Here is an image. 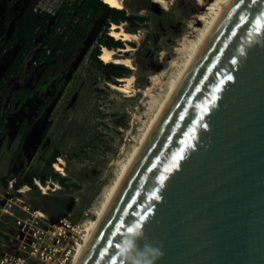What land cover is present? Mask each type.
Returning <instances> with one entry per match:
<instances>
[{
  "label": "water",
  "instance_id": "obj_1",
  "mask_svg": "<svg viewBox=\"0 0 264 264\" xmlns=\"http://www.w3.org/2000/svg\"><path fill=\"white\" fill-rule=\"evenodd\" d=\"M137 229L157 264H264V0L231 1L77 264H124Z\"/></svg>",
  "mask_w": 264,
  "mask_h": 264
},
{
  "label": "rangeland",
  "instance_id": "obj_2",
  "mask_svg": "<svg viewBox=\"0 0 264 264\" xmlns=\"http://www.w3.org/2000/svg\"><path fill=\"white\" fill-rule=\"evenodd\" d=\"M78 1L81 0H40L38 4L58 16L64 4ZM26 3L27 0H22L20 12L16 15L13 4L0 3V15L4 16L0 51L8 43ZM205 7L199 0H168V9L153 0H124L123 8L127 13L147 17L144 23L125 26L128 31L141 35L140 41L130 42L134 49L125 53L132 58L135 68L127 67L129 75H135L137 95L132 97L113 89L111 82L92 62L90 53L99 43L108 14L105 11L101 17L92 18L89 34L81 36L79 46L65 54L66 80L56 98L48 101L47 125L28 151L30 160H27L22 146L29 126L23 124L14 130H3L2 127L6 110L13 103L8 97L9 92L13 88L21 92L19 83L32 79L41 83L56 71L46 64L37 71L35 79L28 72L43 45L41 38L36 39L20 69L10 78L4 75L21 43L0 54V81L6 85L0 90V177H18L31 171L48 175L43 184L51 186L48 193H44L36 181L42 182L36 179V187L29 186L25 192L15 187H0V230L9 229L7 223L12 219L1 209L11 198L43 211L53 221L68 218L72 224L82 228L84 223L96 217L95 211L103 201L104 189L115 180L120 162L137 144L143 122L148 120L144 104L150 99L146 93L153 86L152 75H161L165 69L169 70L173 61L179 60L178 49L183 46V38L193 31L194 18L204 12ZM111 28L112 25L109 32ZM122 43L125 47V42ZM122 82L118 80L119 84ZM57 151L60 153L57 161L60 157L65 161V172L55 170L54 164L48 165L47 160ZM62 177L67 178L65 185L58 182ZM83 233L79 236L82 237Z\"/></svg>",
  "mask_w": 264,
  "mask_h": 264
},
{
  "label": "bare ground",
  "instance_id": "obj_3",
  "mask_svg": "<svg viewBox=\"0 0 264 264\" xmlns=\"http://www.w3.org/2000/svg\"><path fill=\"white\" fill-rule=\"evenodd\" d=\"M153 1L163 6V8L168 9V0ZM231 1L232 0H209L208 2H205L204 0H199L200 4L206 6L205 11L195 16L193 25H191L193 31L183 38V46L178 49V52L182 57L180 56L179 60L177 59L171 63L169 68V70L172 69L171 72H169L168 69H165L162 71L161 75H152L151 81L153 86L147 89L148 91L146 93V96L149 95L150 99L144 104L146 111L144 114L148 115V120L143 122V128L140 130L141 132L137 144L127 157L122 159L123 161L120 162L121 164L119 163L120 167L115 180L110 186L108 185V188L106 187V189H104L103 201L100 202V207L98 206L99 208H96L97 210L95 211L96 217L84 223L82 240L77 244L76 252L71 264H77L119 186ZM104 2L111 7L119 9L124 7V0H104ZM127 24V22H123L122 24L113 23L110 35L117 40L124 41L126 46L124 48L112 49L103 47L100 58L105 63L114 62L126 67L134 68L132 58L126 56L125 53L134 49L130 42L140 41L141 35L139 33L128 31L125 28ZM121 80H123L122 84L110 83L111 87L115 90L126 93V96L129 97L137 95L136 89L134 88V74L125 76L121 78ZM32 137L34 136L32 135L31 138ZM30 140L28 141V148L32 145ZM64 164V159L60 157L59 161L54 163L55 170L65 172L63 167ZM37 183L40 185L44 193H48V190L51 189L49 184L45 185L38 181ZM59 187L60 185L58 184L57 188ZM27 190H29V185H26L21 189L22 192Z\"/></svg>",
  "mask_w": 264,
  "mask_h": 264
},
{
  "label": "trees",
  "instance_id": "obj_4",
  "mask_svg": "<svg viewBox=\"0 0 264 264\" xmlns=\"http://www.w3.org/2000/svg\"><path fill=\"white\" fill-rule=\"evenodd\" d=\"M39 1L28 0L23 13L13 27L10 40L5 48L11 49L18 43H21V47L8 66L4 77L9 78L18 72L24 62L25 55L34 47L37 38L42 39L43 45L36 58L43 59L47 54L44 45H50L54 49L49 59L50 66L61 70L64 66L65 54L73 52L79 46L81 36L89 34V22L91 19L101 17L105 11L108 15L105 19L104 27L101 30L99 43L91 50L90 58L111 83H118L119 79L129 75V69L122 64L114 62L104 63L100 58L101 48H124L122 41L114 39L113 36L109 35V28L113 23L122 24L123 22H127L131 25H136L138 23H144L147 17L127 13L124 8L111 7L104 0H81L75 3H66L59 9V15L54 16L49 11L40 12L35 10ZM89 13L92 17L86 19ZM82 15L83 20L76 22L77 17ZM85 19L86 21H84ZM59 49H62L63 52L59 53ZM5 86L4 81H0V90L4 89ZM59 154V151H57L47 160L50 167L57 162V158L60 156ZM47 178L48 175L29 171L18 177L5 175L0 177V181L4 186H8L10 180H15L14 186L19 189L24 185L36 187L35 179H39L42 183H45ZM66 180V177H62L58 182L65 185Z\"/></svg>",
  "mask_w": 264,
  "mask_h": 264
},
{
  "label": "built area",
  "instance_id": "obj_5",
  "mask_svg": "<svg viewBox=\"0 0 264 264\" xmlns=\"http://www.w3.org/2000/svg\"><path fill=\"white\" fill-rule=\"evenodd\" d=\"M35 10L48 11L40 4L36 5ZM90 17L89 13L86 19ZM81 20L83 15L75 21ZM44 47L47 54L43 59H34L32 64L36 67L49 60L54 51L50 45ZM58 52L62 53L63 50L59 49ZM14 181H9V189H14ZM3 186L0 181V187ZM1 210L12 220L7 223L9 229L0 230V264L72 263L77 244L82 240L79 236L83 232L81 225L72 224L68 218L53 221L43 211L32 209L14 198L7 199Z\"/></svg>",
  "mask_w": 264,
  "mask_h": 264
},
{
  "label": "flooded vegetation",
  "instance_id": "obj_6",
  "mask_svg": "<svg viewBox=\"0 0 264 264\" xmlns=\"http://www.w3.org/2000/svg\"><path fill=\"white\" fill-rule=\"evenodd\" d=\"M2 2L13 4L14 15L20 12L19 5L22 3V0H0V3ZM3 24H4V16L0 15V40L2 38ZM6 45H3L1 47L2 49L0 51V54H2L4 50H8L7 48H5ZM46 64L50 65L49 60L45 61L42 65H39L38 67L31 64V66L28 69V72L31 73L33 78L35 79L37 78V71L43 68ZM51 69H55V68L51 67ZM55 71L56 72L53 75L48 76L41 83H38L33 79L30 80L29 82L19 83L18 88H22L21 92L16 91L15 88L10 90L8 97L12 98L13 103H10L9 109L6 110V113L4 115V119L2 122L3 130H6L8 128L10 130H14L15 128H19L20 126L25 124L26 126H29V129H28V133H29L32 128L39 130L42 127L47 125L48 117L46 115V110L48 109L50 105L48 101L51 102L56 98L63 83L66 80L65 65L63 66L61 70L55 69ZM47 85H48V88H46ZM19 109H20L19 114H15ZM7 116L9 117L8 121H7ZM19 120H22V121L19 122ZM27 154H28V150H27Z\"/></svg>",
  "mask_w": 264,
  "mask_h": 264
},
{
  "label": "clouds",
  "instance_id": "obj_7",
  "mask_svg": "<svg viewBox=\"0 0 264 264\" xmlns=\"http://www.w3.org/2000/svg\"><path fill=\"white\" fill-rule=\"evenodd\" d=\"M144 233L140 230H134L133 238L125 240L120 246L121 256L124 258V264H157L163 257V252L151 244H145L143 250H139L135 244L136 237H142ZM135 252L136 255L130 259L129 254Z\"/></svg>",
  "mask_w": 264,
  "mask_h": 264
},
{
  "label": "snow or ice",
  "instance_id": "obj_8",
  "mask_svg": "<svg viewBox=\"0 0 264 264\" xmlns=\"http://www.w3.org/2000/svg\"><path fill=\"white\" fill-rule=\"evenodd\" d=\"M253 2H255V0H253ZM246 6L247 5H245L242 2H240V3H237L235 7H236L237 10H239L240 8H243V7H246ZM240 19L242 20L243 17H240ZM257 23H260V21L258 20ZM233 63H235V61H233ZM229 79H231V77H229Z\"/></svg>",
  "mask_w": 264,
  "mask_h": 264
}]
</instances>
